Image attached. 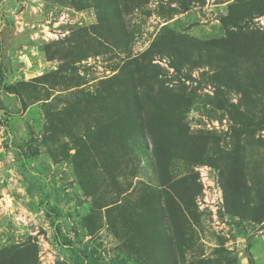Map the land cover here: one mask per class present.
<instances>
[{"label":"rangeland","instance_id":"1","mask_svg":"<svg viewBox=\"0 0 264 264\" xmlns=\"http://www.w3.org/2000/svg\"><path fill=\"white\" fill-rule=\"evenodd\" d=\"M254 4L0 0V264H264Z\"/></svg>","mask_w":264,"mask_h":264},{"label":"trees","instance_id":"2","mask_svg":"<svg viewBox=\"0 0 264 264\" xmlns=\"http://www.w3.org/2000/svg\"><path fill=\"white\" fill-rule=\"evenodd\" d=\"M252 7H255V9H256L255 11L258 15L264 13V7H259V5H257V4L252 5ZM252 13H253V11L245 12V13H242L240 15V17H238L234 13V11L232 10V11H230V14L228 16H226L224 19H222V21H223L222 23L224 24V26H227V27L229 26V27L240 29V26L238 23L242 19H244L245 17L253 15ZM228 38H230L235 45L240 43V38H239L238 34H236V33H230ZM229 46H230V44H229ZM244 46H246V45H244ZM229 51H231V48L229 49ZM235 55L237 56L238 54H235ZM6 91L10 94L18 95L17 90L13 87H7ZM88 102L90 103V101H88ZM100 102L107 104L106 97H102ZM50 211H52V213H54L55 216L59 215L58 210L55 208H51ZM51 215H52L51 212H48V216H51ZM56 230H57L56 236H57L58 242L62 246L67 247L74 256V260H73L72 264H130L129 262H127L125 260H119V259H116V260L112 261L111 263H106L104 261L97 260L89 250L79 248V247H75L70 240L63 239L62 238L63 234H62V232L60 230V226L58 224H56Z\"/></svg>","mask_w":264,"mask_h":264}]
</instances>
